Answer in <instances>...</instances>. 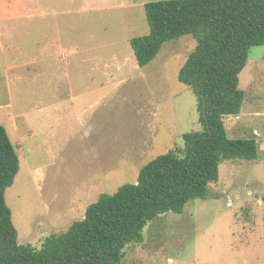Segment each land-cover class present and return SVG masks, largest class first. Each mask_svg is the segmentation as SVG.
Segmentation results:
<instances>
[{"label": "rangeland", "instance_id": "374dc122", "mask_svg": "<svg viewBox=\"0 0 264 264\" xmlns=\"http://www.w3.org/2000/svg\"><path fill=\"white\" fill-rule=\"evenodd\" d=\"M154 1L0 0V125L21 164L6 201L20 244L40 249L157 156L183 157L184 134L202 130L179 80L197 39L164 43L144 67L131 47L150 32ZM239 88L242 110L225 128L256 138L257 159L221 162L206 197L150 220L119 264H264V46L249 50Z\"/></svg>", "mask_w": 264, "mask_h": 264}, {"label": "trees", "instance_id": "16d2710c", "mask_svg": "<svg viewBox=\"0 0 264 264\" xmlns=\"http://www.w3.org/2000/svg\"><path fill=\"white\" fill-rule=\"evenodd\" d=\"M147 35L133 37L139 66L150 64L164 43L193 35L197 46L179 71V80L198 99L202 130L184 134V156L176 151L144 165L133 184L102 194L83 219L45 238L40 249L19 243L6 191L20 171V158L0 125V264H119L128 244L144 241L143 230L162 214L183 213L194 198H205L220 178L224 160H256V138L228 136L223 118L238 115L245 92L239 75L249 50L264 46V0H160L145 4Z\"/></svg>", "mask_w": 264, "mask_h": 264}, {"label": "crops", "instance_id": "0c3cea01", "mask_svg": "<svg viewBox=\"0 0 264 264\" xmlns=\"http://www.w3.org/2000/svg\"><path fill=\"white\" fill-rule=\"evenodd\" d=\"M22 2H23V0H22ZM23 3H24V2H23ZM24 5H25V4H24ZM20 10H21V11H24V10H26V9H24V8L21 7Z\"/></svg>", "mask_w": 264, "mask_h": 264}]
</instances>
